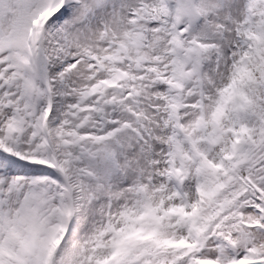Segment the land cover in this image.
Segmentation results:
<instances>
[{"label": "snow or ice", "instance_id": "6c2138e0", "mask_svg": "<svg viewBox=\"0 0 264 264\" xmlns=\"http://www.w3.org/2000/svg\"><path fill=\"white\" fill-rule=\"evenodd\" d=\"M0 264H264V0H0Z\"/></svg>", "mask_w": 264, "mask_h": 264}]
</instances>
